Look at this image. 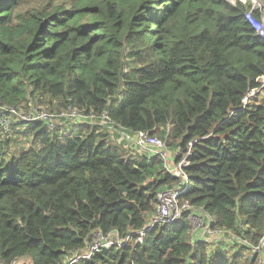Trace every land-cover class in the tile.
Returning a JSON list of instances; mask_svg holds the SVG:
<instances>
[{
	"label": "trees",
	"instance_id": "obj_1",
	"mask_svg": "<svg viewBox=\"0 0 264 264\" xmlns=\"http://www.w3.org/2000/svg\"><path fill=\"white\" fill-rule=\"evenodd\" d=\"M260 1L0 0V104L106 111L125 134L159 135L186 158L180 197L193 207L137 243L180 181L163 158L124 157L98 118L70 132L18 121L17 136L0 132L5 264H64L98 230L132 240L76 264H258L251 245L264 258V88L243 101L264 74L246 17L264 15ZM17 137L28 141L10 150ZM194 212L223 236L195 240Z\"/></svg>",
	"mask_w": 264,
	"mask_h": 264
},
{
	"label": "built area",
	"instance_id": "obj_2",
	"mask_svg": "<svg viewBox=\"0 0 264 264\" xmlns=\"http://www.w3.org/2000/svg\"><path fill=\"white\" fill-rule=\"evenodd\" d=\"M262 5V4H261ZM258 6L254 4L253 9ZM253 9L246 12V17L249 22L255 28L257 34L264 37V17L258 18L255 16ZM259 84L258 87L251 89L249 95L243 98L244 103L248 102L249 96L260 92L264 88V74L257 78ZM96 116V117H94ZM98 118L99 124L105 125L109 128L111 133L118 131L115 127V122L110 118L106 111L100 112L97 115L95 112L91 111L88 118ZM87 116L76 106H68L67 108L55 112L50 111L46 107L35 108L31 110H24L13 105L0 104V130L8 135H12L14 124L18 121L22 122H43L49 128L54 129L57 127V123L61 121V124L66 125L70 120L72 122L83 123L88 120ZM71 122V121H70ZM62 126V125H61ZM128 139H134L135 146L140 150L147 152L148 154H159L165 161L167 169L176 177L180 179L178 184L171 187L164 188L158 194V205L154 215L148 221V224L136 231V242H142L146 232L155 227L156 225H163L167 223H174L180 221L185 213L192 210V205L189 200L181 199V193L185 188V184H182L188 179V175L185 172L184 166L186 165V158L181 161H177L175 156L169 157L172 152L168 148L166 140L151 134L149 131H137L134 134L127 135ZM193 142L190 143V146ZM188 152L187 154H189ZM194 216L195 220L201 222V226L205 227L207 233L211 235H217L222 233L220 228H212L211 221L209 219L205 220L200 213L194 212L191 217ZM223 234V233H222ZM132 240V235L120 236L118 233L105 234L102 231H95L93 234V239L87 249L82 252L78 251L71 256H68L64 264H76L80 260H90L96 253L100 252L102 249L111 247H122L126 243ZM245 243L250 245L248 241ZM252 249L259 250L261 246H253ZM30 259V260H29ZM0 264H5L0 257ZM9 264H31V258L25 256L22 258H17Z\"/></svg>",
	"mask_w": 264,
	"mask_h": 264
},
{
	"label": "rangeland",
	"instance_id": "obj_3",
	"mask_svg": "<svg viewBox=\"0 0 264 264\" xmlns=\"http://www.w3.org/2000/svg\"><path fill=\"white\" fill-rule=\"evenodd\" d=\"M229 1L231 3H233V4H235V3L239 2V1L242 2V3H244V4H247L248 2H251L252 3L251 6L254 7V4H256L258 6V8H260V6L262 4L260 0H229ZM262 17H264V15ZM42 107H46V105H36V106L34 105V106L30 107V109H28V110L35 109V108H42ZM70 121H69L68 125H73V124L76 123V122H72L74 120H70ZM61 125H63V124H61V121H59L57 123V127L56 128H58L60 130V126ZM75 125H77V124H75ZM79 127H80L79 125L77 127L76 126L69 127V132L72 131V130L78 129ZM0 132H1V130H0ZM127 134H129V133H127ZM127 134H125V135H122V134L121 135H117V133L114 132L113 134H111V135H113L114 139H112V138L111 139L114 141V144L116 146L120 147V148H118V150L121 152V154H123L124 157L129 158L128 156H126L123 153L122 149H124V150H130L131 148L135 147V143H134V139H128ZM133 134L134 133L129 134V135L132 136ZM15 135H16V129H13V136L15 137ZM155 135H157V134H155ZM157 136H159V135H157ZM27 141H28L27 138L23 140V139L17 137V141H15V144H13L11 146L10 150H16V151H18L24 145V142H27ZM170 151L172 152V154H170L169 157L170 158L172 156L173 157L174 156L176 157L177 151L174 150V149L173 150H170ZM190 219H191V222H192V233H194L193 234V237H194L195 240L196 239H200V236H202L203 238H211V239L214 238V237L215 238H221L223 236V234L221 232H220V234H217V235H211V234L207 233L205 227H202L201 226V222L195 220L194 216H192ZM228 240H230V239H228ZM261 249H259V250H254L253 249L252 251H253V253L255 251H259L260 252ZM252 260H256L258 264H261L260 262H262V260H263V264H264V258L262 257V254L259 255L257 258H254Z\"/></svg>",
	"mask_w": 264,
	"mask_h": 264
},
{
	"label": "crops",
	"instance_id": "obj_4",
	"mask_svg": "<svg viewBox=\"0 0 264 264\" xmlns=\"http://www.w3.org/2000/svg\"><path fill=\"white\" fill-rule=\"evenodd\" d=\"M78 124H80V123H78ZM74 125H69V126H66L67 127V130H69V127H73ZM77 126V125H76ZM66 130V129H65ZM100 131H102V132H106L105 130H103L102 128H101V130ZM118 132H119V135H125V132H123L122 130H119L118 129ZM107 134H108V138L109 139H114V137H113V135H111L112 133H108L107 132ZM128 135V134H127ZM111 139V140H112ZM133 147V146H132ZM122 151L126 154V156H128V157H132V158H141L142 157V155H147V156H150V154H148L147 152H142V151H140L138 148H136V146L135 147H133V148H131L130 150H124V149H122ZM142 153H144V154H142ZM200 237H202V236H200ZM203 238V237H202Z\"/></svg>",
	"mask_w": 264,
	"mask_h": 264
},
{
	"label": "water",
	"instance_id": "obj_5",
	"mask_svg": "<svg viewBox=\"0 0 264 264\" xmlns=\"http://www.w3.org/2000/svg\"><path fill=\"white\" fill-rule=\"evenodd\" d=\"M258 253H259V251H255L254 254L251 257V260L256 258L258 256ZM31 264H35V263L31 260Z\"/></svg>",
	"mask_w": 264,
	"mask_h": 264
}]
</instances>
